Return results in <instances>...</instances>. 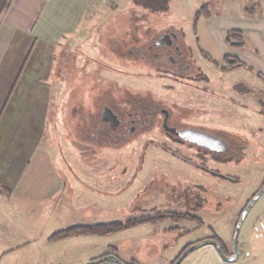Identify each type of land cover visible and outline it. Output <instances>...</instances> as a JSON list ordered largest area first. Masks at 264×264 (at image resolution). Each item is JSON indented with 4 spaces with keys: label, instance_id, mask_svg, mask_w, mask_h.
<instances>
[{
    "label": "rangeland",
    "instance_id": "374dc122",
    "mask_svg": "<svg viewBox=\"0 0 264 264\" xmlns=\"http://www.w3.org/2000/svg\"><path fill=\"white\" fill-rule=\"evenodd\" d=\"M258 4H264V0H171L165 12L153 13L135 6L132 0L90 2L75 35L56 50L50 110L42 143L48 157L46 169H54L60 177L62 171L72 169L81 174L82 182L88 180L90 189L82 191L79 187L74 192L73 187L62 188L58 183L55 193L46 194L44 190L26 201L8 199L0 192V264H85L110 251L131 264H169L182 248L203 239L211 230L232 249L240 212L264 184V115L257 111L248 117V110L237 108L239 101L264 112V76L260 72L249 70L252 68L240 61L246 67L237 66L223 73L211 65L207 68L215 80L209 77V88L217 93L215 111L224 116L209 115L206 121L217 124L229 142L240 146L234 155L236 161L223 168L237 182L207 175L154 145H145L142 157L143 146L139 142L159 136L156 128L143 133L140 139L137 134L132 135L135 139L125 144L91 142L83 138L90 135L81 131L83 125L102 127L95 115L104 104L121 107L141 100L174 110L199 103L189 99L196 100L201 95L184 86L185 81L161 79L151 61L129 53V49L152 40L159 30L171 28L185 32L183 41L195 53H201L202 49L208 60L214 58L223 67L225 62L220 54L224 51L217 46L205 23L207 13L237 16L245 8L261 11ZM245 47L243 42L240 48ZM234 85L238 89L235 94L239 95L233 94ZM210 94L205 104L212 101ZM197 120L202 122L205 118L200 116ZM41 162L34 160L32 170H37ZM132 174H136L134 180ZM181 175L202 180L203 184L192 186L204 201L205 209L198 214L204 226L190 222L168 234L164 227L174 224L156 218L153 220L156 223L112 234L47 241L52 233L71 226L127 221L142 216L144 210L146 214L179 211L173 188L180 184ZM151 190L159 191L154 201L148 198ZM236 249L237 258L226 261L212 244H203L180 264H251L252 253L264 250V191L243 218ZM109 263L113 262L92 264ZM259 263L264 264L263 259Z\"/></svg>",
    "mask_w": 264,
    "mask_h": 264
},
{
    "label": "crops",
    "instance_id": "0c3cea01",
    "mask_svg": "<svg viewBox=\"0 0 264 264\" xmlns=\"http://www.w3.org/2000/svg\"><path fill=\"white\" fill-rule=\"evenodd\" d=\"M91 1L0 0V188L7 191L0 192L8 199L55 193L58 183L74 192L90 189L72 169L62 171V177L46 169L42 143L56 50L75 35ZM258 6L261 11L245 8L237 16L207 13L205 23L219 48L264 76V4ZM228 29L240 30L245 49L227 50L223 33ZM34 160L42 161L39 170H32ZM262 251L252 253L251 264L264 261Z\"/></svg>",
    "mask_w": 264,
    "mask_h": 264
},
{
    "label": "flooded vegetation",
    "instance_id": "af4514ba",
    "mask_svg": "<svg viewBox=\"0 0 264 264\" xmlns=\"http://www.w3.org/2000/svg\"><path fill=\"white\" fill-rule=\"evenodd\" d=\"M184 33V31L176 32L171 28H163L155 34L152 40L146 43L144 42L139 46H134L133 49H129V53H133L139 58L151 61L153 66H155V69L158 71L161 79H170L171 81L179 82L185 81L184 86L193 90L192 92L195 95H201H197L196 100L194 98L189 99L194 102L198 101L199 103L190 106H180L179 109L175 107L174 110L152 103H144L141 100H137L136 102L131 104L129 103L121 107L104 104L97 110L95 115L102 127L98 129V124L92 125L91 127L83 125L81 133L87 135L89 134L90 136H83V138L88 139L91 142L103 144H125L128 140L131 139L132 141L135 139L134 137L131 138L132 135L137 134V139H140L142 138L141 135L143 133L156 128L159 136L149 137L145 140L142 139L139 142L143 146L141 154L142 157L145 155V145H154L157 148L169 153L173 158L184 162L192 168L199 169L207 175L222 179L223 181L227 180L230 182H237L238 180L232 175L227 174L223 168L225 164L236 161L234 155L238 154V147L240 146L229 142L224 137L221 130L217 129V124L215 125L214 122L209 123V121H206L209 115L214 118H223L224 116V113H218L215 111L217 106L215 103L216 99L214 97H217V93L213 90V88H209L211 81L209 77H211V74L208 72L207 68L211 65L213 69H219L220 73L233 71L238 66V63H240V60H238L234 54L223 52V54H220V59L225 62V65L221 67L217 64L218 62L216 59L209 58L210 60H208L207 55L202 51V49L201 54L197 51L195 53L193 51L195 50L193 47H188L186 42L183 41L185 38ZM232 44L233 45L227 44L226 46L229 47L230 50L240 49V46H236L234 43ZM211 78L213 79V77ZM233 89V94H235V91L238 90L237 86L235 87L234 85ZM209 94L213 99L210 101V104H205L206 102L208 103L206 100L209 98ZM251 94H249V96H251ZM190 95L193 97L192 94ZM235 95L239 94L236 93ZM235 95L233 96L234 99L236 98ZM105 106L110 107L112 112L117 117L118 123L114 127H112L110 121L103 120L102 111ZM237 106V108L248 110V117L253 116V114L257 113V111L264 115V112L257 110L253 104L248 105L238 101ZM201 113L202 115H200ZM227 114L234 115L235 113L229 112ZM200 116H202V118L204 117L205 120H202V122L198 121L197 119L200 118ZM261 133H263L262 130ZM222 141L226 142L228 145L225 150L222 149ZM166 144L171 145V147H166ZM182 149L185 151L184 153L180 152ZM140 161H142V158L139 159V162ZM131 176H133L132 179L134 180L136 174H132ZM191 176L192 175L188 177L186 175H181L178 180L180 184L173 188L174 197L176 199H174V201L176 206H179L178 208H181V210L146 214L147 212H145L144 209L147 208L143 207V215L132 219L146 220L139 225L156 223L153 221L156 218L161 221L170 220L171 222H168L174 225L164 227V231L168 234L178 231L179 226L186 225V223L190 222L196 223L198 227L204 226L205 224L203 219L198 216V214L205 209L204 201L202 202V199L198 197L199 194L195 192L192 186L203 183H201L202 180L200 178L194 179ZM258 191H256L249 198V200H247L245 207ZM158 192V190H151L148 193V198H150L149 200L154 201L157 199L156 197ZM245 207L241 210L238 219ZM121 222L124 223L125 221ZM211 232L212 233L203 239L188 244L182 248L169 264H174L179 256L185 252V250L193 244L203 240H213L217 242L226 257L232 256L235 250L233 238L232 249L230 248L231 250H229L228 246L223 242V240H221L219 235L216 234L215 231L211 230ZM108 255L116 256L112 251L108 252L104 256ZM237 255L238 254H236L234 259L237 258ZM120 261L124 264H131L122 260Z\"/></svg>",
    "mask_w": 264,
    "mask_h": 264
},
{
    "label": "trees",
    "instance_id": "16d2710c",
    "mask_svg": "<svg viewBox=\"0 0 264 264\" xmlns=\"http://www.w3.org/2000/svg\"><path fill=\"white\" fill-rule=\"evenodd\" d=\"M170 1L171 0H132V3L137 7L146 9L153 13H158V12H165L169 8ZM224 39H225V43L228 45L230 44L233 45L232 43L240 47L243 45V34L240 31L228 30L224 35ZM238 66H244V65L238 63ZM257 75L260 76V74L258 73ZM0 191H3V193L7 192L3 188H0ZM145 221L146 220H142V219H130L125 221L124 223L117 221V222L104 223V224L99 223L94 225L71 226L69 228L52 233L47 238V241L51 243L53 241H58L65 237H70V236L112 234L126 228L135 227Z\"/></svg>",
    "mask_w": 264,
    "mask_h": 264
},
{
    "label": "water",
    "instance_id": "95a60500",
    "mask_svg": "<svg viewBox=\"0 0 264 264\" xmlns=\"http://www.w3.org/2000/svg\"><path fill=\"white\" fill-rule=\"evenodd\" d=\"M102 115H103V120L104 121H110V123L112 124V127H114L118 122H117V117L116 115L112 112L111 108L108 107V106H105L103 108V111H102ZM222 149L225 150L227 149V143L222 141ZM264 191V184L262 185V187L259 189V191L255 194V196L252 198V200L248 203V205L245 207V209L243 210L237 224H236V227H235V231H234V236H233V241H234V247H235V250H234V254L230 257H226L221 248H220V245L213 241V240H203V241H200L196 244H193L192 246H190L187 250H185V252H183L179 258L176 260V262L174 264H179L182 259L187 256L191 251H193L195 248L203 245V244H212L214 245V247L216 248V250L218 251L219 255L228 260V261H232L235 257H236V254H237V249H236V241H237V236H238V232H239V228H240V225L243 221V218L244 216L246 215V212L248 211V209L250 208V206H252V204L254 203V201L258 198V196ZM104 260H107V261H113V262H116L118 264H124L123 262H121L116 256L114 255H108V256H104L102 258H99V259H96V260H92V261H89L85 264H92V263H97V262H102Z\"/></svg>",
    "mask_w": 264,
    "mask_h": 264
}]
</instances>
